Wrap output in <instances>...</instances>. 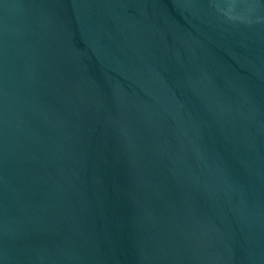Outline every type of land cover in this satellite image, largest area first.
<instances>
[{
	"label": "water",
	"instance_id": "water-1",
	"mask_svg": "<svg viewBox=\"0 0 264 264\" xmlns=\"http://www.w3.org/2000/svg\"><path fill=\"white\" fill-rule=\"evenodd\" d=\"M0 264H264V0H0Z\"/></svg>",
	"mask_w": 264,
	"mask_h": 264
}]
</instances>
